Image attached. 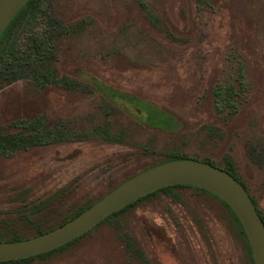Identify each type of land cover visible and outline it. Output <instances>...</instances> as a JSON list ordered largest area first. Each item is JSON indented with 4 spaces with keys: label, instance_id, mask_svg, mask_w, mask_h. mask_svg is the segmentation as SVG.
I'll use <instances>...</instances> for the list:
<instances>
[{
    "label": "rangeland",
    "instance_id": "374dc122",
    "mask_svg": "<svg viewBox=\"0 0 264 264\" xmlns=\"http://www.w3.org/2000/svg\"><path fill=\"white\" fill-rule=\"evenodd\" d=\"M48 21L65 28L50 38L55 79L36 85L21 78L1 89L0 129L37 119L74 140L0 157L1 226L45 201V219L58 222L173 157L221 167L230 158L264 217V172L247 155L249 144L264 147V0H39L33 31ZM29 30L13 36L22 47ZM232 58L242 65L240 88ZM228 82L238 91L229 103ZM158 111L179 130L165 131ZM99 128L122 132L124 142L101 141ZM27 264L252 261L220 202L187 187L157 193Z\"/></svg>",
    "mask_w": 264,
    "mask_h": 264
},
{
    "label": "trees",
    "instance_id": "16d2710c",
    "mask_svg": "<svg viewBox=\"0 0 264 264\" xmlns=\"http://www.w3.org/2000/svg\"><path fill=\"white\" fill-rule=\"evenodd\" d=\"M38 11H39V0H29L22 7V9L16 14V16L12 19V21L9 23V25L7 26V28L5 29V31L0 37V90L21 78H31L34 82H36V85L42 84V83L47 84L49 82L51 83L55 79V77L53 76H54L55 69H56L55 63L57 61V58L55 56L56 50L54 48L53 41L50 40V38L51 37L57 38V36L61 37L62 34L63 35L65 34L64 33L65 28L62 22L54 23V22L48 21L46 24V27L41 32L33 31L35 27L33 22L36 20ZM26 25L28 27V30L30 29L29 30L30 32H29V36L27 37L26 43L22 47L21 45H19L17 41V37L15 38L13 36L16 35V31L19 28L24 27ZM232 62H235L236 68L238 70L236 72L235 82L237 86L240 88L242 86V77H243L240 72L242 65L240 64L237 58H232ZM228 84L229 85L227 86V89L224 91L225 93H227L224 95V98L229 103L230 99H232L233 97L237 95L238 91L235 90L234 88L235 85L232 82H228ZM222 93H223V90L218 89L215 92V95L217 98H222L223 97ZM230 106H231V109L234 107L233 102H231ZM157 115H158L159 121L165 125L166 127L164 128L165 131L176 132L179 130V128L177 127H171L172 122H174V117L172 115H167L164 112H159V111L157 112ZM30 121L25 120V122H23V127L20 130L18 129L19 131L17 130V131H12V132H1L3 131V129L2 130L0 129V157L11 156L16 152L29 149L31 147L40 145L44 142L45 143H60V142L74 140L72 139L71 136H69V134L66 135L60 132L59 131L60 128H58V126L57 127L47 126L43 128L39 120L32 119ZM26 123H28L30 127L29 126L26 127V125H24ZM102 130H103L102 128H99L97 130V132L101 133L99 136L101 141L105 143H117V144H121L124 142L123 141L124 134L122 132L115 135L113 133H107V130H103V131ZM76 140L77 141L81 140V138L78 137ZM257 144L258 145H253V144L248 145L247 155H248L249 160L252 161V163H254V165L257 166V168H259L260 170L264 172V147L261 146L259 143ZM182 159H190V158L173 157L169 160H164L163 162H160L158 164L172 161V160H182ZM225 160H226L225 165L222 167L215 165L207 160H204L203 162H206L212 166L225 170L245 188V190L247 191L251 201L253 202L264 224V217H262V215L258 211L256 202L254 201L252 196L249 194L246 185L240 180L235 170L234 164L231 162V159L226 157ZM187 187L194 188L195 190H199L201 192H204L210 195L211 197L215 198L218 202H220V204L227 210V212L233 217L237 226L239 227L240 232L246 242V246L248 248L252 264H254L246 236L243 232V229L240 223L238 222L237 218L235 217L233 212L230 210V208L216 196L212 195L211 193L207 191H204L202 189H198L195 187L171 186V187L160 189L128 205L124 209L110 215L109 217L104 219L102 222H100L98 225L103 224L104 222L112 218L114 219L118 218L125 212L134 208L138 203L149 199L150 197L156 195L157 193H167L175 188H187ZM55 197L56 196H54V198ZM100 199L94 202H91V203H87L83 207L79 208L77 211L76 210L73 211V213H71L70 215L66 217H63L62 219H60L58 222H55V223H49L45 219V215H44L45 211L48 210L46 208L50 205V201H45V203L44 202L40 203L38 208H36L35 210L33 209L34 211H31L30 213H28L27 215H24L23 217L21 216V219H19L20 221L16 220L17 222L13 221V223L9 225L5 224L7 225L6 227L5 225H2V226L0 225V243L1 242L22 241V240L30 239V238L42 235L44 233H47L69 222L70 220L74 219L75 217H77L79 214H81L83 211L88 209L90 206H92L94 203H96ZM98 225H96L95 227H97ZM83 236L53 251L40 254L34 257L26 258V259L8 261V262H0V264H9V263L27 264L30 261H33L37 258H44L55 252L63 251L64 249L69 247L71 244H73L78 239L82 238ZM135 243L136 242L134 240L133 241L130 240L128 245L130 246L131 244L135 245Z\"/></svg>",
    "mask_w": 264,
    "mask_h": 264
},
{
    "label": "water",
    "instance_id": "95a60500",
    "mask_svg": "<svg viewBox=\"0 0 264 264\" xmlns=\"http://www.w3.org/2000/svg\"><path fill=\"white\" fill-rule=\"evenodd\" d=\"M29 0H0V37ZM190 186L223 201L246 236L253 263L264 264V224L245 188L225 170L194 159L172 160L126 180L69 222L42 235L0 243V262L34 257L81 237L110 215L163 188Z\"/></svg>",
    "mask_w": 264,
    "mask_h": 264
},
{
    "label": "flooded vegetation",
    "instance_id": "af4514ba",
    "mask_svg": "<svg viewBox=\"0 0 264 264\" xmlns=\"http://www.w3.org/2000/svg\"><path fill=\"white\" fill-rule=\"evenodd\" d=\"M195 160V159H194ZM148 169V168H147ZM146 170V169H145ZM144 171V170H143ZM142 172V171H141Z\"/></svg>",
    "mask_w": 264,
    "mask_h": 264
}]
</instances>
